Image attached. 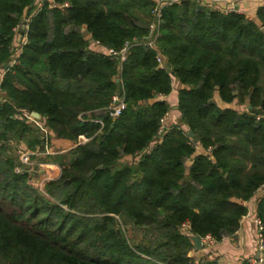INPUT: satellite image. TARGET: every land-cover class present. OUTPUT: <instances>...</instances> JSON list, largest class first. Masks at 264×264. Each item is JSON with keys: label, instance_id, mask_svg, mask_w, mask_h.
I'll return each mask as SVG.
<instances>
[{"label": "trees", "instance_id": "obj_1", "mask_svg": "<svg viewBox=\"0 0 264 264\" xmlns=\"http://www.w3.org/2000/svg\"><path fill=\"white\" fill-rule=\"evenodd\" d=\"M153 5L0 0V264H226L191 236L233 237L252 199L264 242V6L253 20L180 0L152 48ZM133 40L123 62L105 50ZM175 80L179 116L159 135ZM25 150L59 175L16 172Z\"/></svg>", "mask_w": 264, "mask_h": 264}, {"label": "built area", "instance_id": "obj_2", "mask_svg": "<svg viewBox=\"0 0 264 264\" xmlns=\"http://www.w3.org/2000/svg\"><path fill=\"white\" fill-rule=\"evenodd\" d=\"M154 1V5L150 11L151 14V21L149 23V33L148 36L145 39V44H147L148 46L154 48L155 47V40L159 34L158 29L160 26V22H161V18H162V10L165 6L171 5L173 3H176L180 0H153ZM208 3H223L224 5H218V7H220L222 9V11L224 13H228V12H238L237 7L235 6V2L237 0H207ZM139 43L137 40H133V41H126L124 43V45L119 48V49H113V48H106V52L110 55H114L117 56L120 62H123L126 59L127 53L129 48L134 45ZM97 47L100 46V44L98 42H95V44ZM156 62L158 63V65L160 67L163 66L164 64V57L162 56V54L160 52L156 53ZM157 99H164L165 96L158 94ZM126 107V102L124 100V97L122 94H117L113 96V100L112 103L109 106V111L108 114L110 117L115 118L117 116H119L122 112V110H124ZM168 113H166L162 118H161V124L158 128V134H162L164 132V129L166 128V117H167ZM22 116L25 117L28 121H32L38 124L37 120L31 115V112H22ZM98 122L101 123V121L98 120ZM43 134L46 136L47 135V130L45 128H41ZM80 138H82V141H86L87 139L83 136H80ZM49 147L46 148V153L48 152ZM40 154V152L38 151H29V150H25L22 151L20 153L19 156V165L15 167V171L16 172H21L22 171V165L24 166H30L33 164L32 161V155H37ZM42 165H45L42 163ZM48 165V164H47ZM47 179V178H46ZM256 222V226H257V232H256V238H257V246H258V250L259 253H262V255L255 257L251 260H249L250 262H252L253 264H264V258H263V254H264V242H263V238H262V228H263V224L260 222V220L258 218L255 219ZM182 230L183 231H188V226L187 224H183L182 225ZM213 238L210 235H206L202 238V242L205 245H212L213 244Z\"/></svg>", "mask_w": 264, "mask_h": 264}, {"label": "crops", "instance_id": "obj_3", "mask_svg": "<svg viewBox=\"0 0 264 264\" xmlns=\"http://www.w3.org/2000/svg\"><path fill=\"white\" fill-rule=\"evenodd\" d=\"M38 4L43 0H36ZM208 3L207 0H204ZM212 7H218V5H224L223 3H209ZM238 12L245 14L249 19L257 20V9L260 6H264V0H237L235 2ZM180 84L175 80L173 82V89L170 94H168L164 99H166L170 105L177 101V89ZM175 111V112H174ZM169 113V112H168ZM178 113L176 112V106L172 105L170 113L167 115L165 121L166 125H170L178 118ZM52 148V147H51ZM55 152L53 149L50 151ZM49 169H57V165L48 164L46 166ZM50 178V177H49ZM255 200L252 199L247 203L248 212L243 217L241 225L233 237L222 239L221 241H215L212 244V255L218 257L221 261L226 264H236L242 259L251 260L255 257L262 255L259 253L257 246V226L255 219ZM264 256V254H263Z\"/></svg>", "mask_w": 264, "mask_h": 264}, {"label": "rangeland", "instance_id": "obj_4", "mask_svg": "<svg viewBox=\"0 0 264 264\" xmlns=\"http://www.w3.org/2000/svg\"><path fill=\"white\" fill-rule=\"evenodd\" d=\"M16 31L18 32L19 31V29L17 28L16 29ZM21 31H24V27L21 29ZM0 72H1V70H0ZM172 105H177V101L175 102V103H173V104H171V106ZM175 112V111H174ZM169 113H170V111H169ZM168 113V114H169ZM177 120V119H176ZM175 120V121H176ZM174 121V122H175ZM79 140L80 141H82V138H79ZM10 145L11 146H15V145H17L16 144V141L15 140H12V141H10ZM50 149H53V148H51V147H49V150H48V152L50 153V154H54L55 152H52V150L50 151ZM54 150V149H53ZM55 151V150H54ZM67 151V150H66ZM61 152H65V151H61ZM41 154H43L42 156H44V155H46L47 153L46 152H44V153H41ZM37 155H39V154H37ZM19 156H20V153L18 154V159H19ZM32 161H33V164L32 165H30V167L33 169V170H39V172L40 173H44V175H45V177L42 179V181L39 183V185L41 186L42 185V183H43V181L47 178V179H52V178H55V177H57L58 175H59V173H60V168H59V166H57V169H55V170H52V169H49V168H47L46 166H48L47 164H50V163H44V162H39L38 160H36L35 158H32ZM42 163L43 164H45V165H42ZM56 165V164H55ZM50 177V178H49ZM122 229H124V232H125V237H126V239H127V241H128V243L131 245V246H135V245H137V244H139V243H145L146 241H147V239L144 237V233L142 232V231H133L129 226L128 227H123ZM215 242V240H213V243ZM204 248H207V246H205V244H203V242H202V247H201V249L200 250H198V251H201L202 249H204ZM195 252H197L196 250H194V253Z\"/></svg>", "mask_w": 264, "mask_h": 264}, {"label": "water", "instance_id": "obj_5", "mask_svg": "<svg viewBox=\"0 0 264 264\" xmlns=\"http://www.w3.org/2000/svg\"><path fill=\"white\" fill-rule=\"evenodd\" d=\"M117 82H118V80H117ZM254 113L262 115L263 111L261 109H254ZM31 115L37 120L42 119L41 115L36 111L31 112ZM189 134L192 135V132H189ZM100 167L101 166H99V168ZM91 173H92V171L89 172V174H91ZM191 240L193 241V244H194V250H196V251L200 250L202 247V238H200L199 236H196V235H192Z\"/></svg>", "mask_w": 264, "mask_h": 264}]
</instances>
